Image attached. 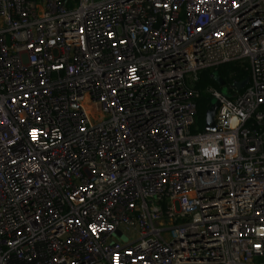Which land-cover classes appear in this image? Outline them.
<instances>
[{"label": "built area", "instance_id": "2783aa9c", "mask_svg": "<svg viewBox=\"0 0 264 264\" xmlns=\"http://www.w3.org/2000/svg\"><path fill=\"white\" fill-rule=\"evenodd\" d=\"M0 264H264V0H0Z\"/></svg>", "mask_w": 264, "mask_h": 264}, {"label": "trees", "instance_id": "16d2710c", "mask_svg": "<svg viewBox=\"0 0 264 264\" xmlns=\"http://www.w3.org/2000/svg\"><path fill=\"white\" fill-rule=\"evenodd\" d=\"M214 72L217 73V77L222 78L228 84H239L243 85L244 82L248 81L249 78V68L246 63L243 62H232L219 66L215 70H206L200 74L199 81L196 84V89L198 90V98L196 99V127L194 132L205 131V119L207 111L210 109L214 103V99L208 91L209 87H215L219 89V85L216 82V76ZM215 77V78H214ZM246 88H241V92Z\"/></svg>", "mask_w": 264, "mask_h": 264}, {"label": "water", "instance_id": "95a60500", "mask_svg": "<svg viewBox=\"0 0 264 264\" xmlns=\"http://www.w3.org/2000/svg\"><path fill=\"white\" fill-rule=\"evenodd\" d=\"M216 82L221 87H224L226 85V82L220 77L216 78ZM247 85H248V81L244 82L243 85H240L239 87L243 88ZM218 107H219V103L214 102L212 104V106L210 107V109L207 111L206 119H205V132L206 133H214L216 131L215 115H216V111H217Z\"/></svg>", "mask_w": 264, "mask_h": 264}, {"label": "rangeland", "instance_id": "374dc122", "mask_svg": "<svg viewBox=\"0 0 264 264\" xmlns=\"http://www.w3.org/2000/svg\"><path fill=\"white\" fill-rule=\"evenodd\" d=\"M213 74H214V76L217 77V73H216V72H214ZM226 90H227V87H222V88H221V91H222L224 94H225ZM126 240H127L126 238H123V241H124V242H125Z\"/></svg>", "mask_w": 264, "mask_h": 264}, {"label": "bare ground", "instance_id": "6f19581e", "mask_svg": "<svg viewBox=\"0 0 264 264\" xmlns=\"http://www.w3.org/2000/svg\"><path fill=\"white\" fill-rule=\"evenodd\" d=\"M222 88V87H221Z\"/></svg>", "mask_w": 264, "mask_h": 264}]
</instances>
